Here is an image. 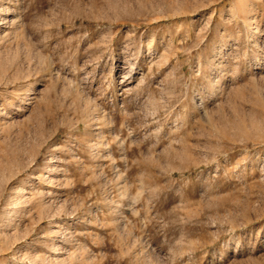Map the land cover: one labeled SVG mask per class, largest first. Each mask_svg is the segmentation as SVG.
Wrapping results in <instances>:
<instances>
[{
	"label": "rangeland",
	"instance_id": "obj_1",
	"mask_svg": "<svg viewBox=\"0 0 264 264\" xmlns=\"http://www.w3.org/2000/svg\"><path fill=\"white\" fill-rule=\"evenodd\" d=\"M0 264H264V0H0Z\"/></svg>",
	"mask_w": 264,
	"mask_h": 264
},
{
	"label": "bare ground",
	"instance_id": "obj_2",
	"mask_svg": "<svg viewBox=\"0 0 264 264\" xmlns=\"http://www.w3.org/2000/svg\"><path fill=\"white\" fill-rule=\"evenodd\" d=\"M20 192H22V189H21V186L19 185L18 187H17V191L15 192L17 195L18 194H20ZM16 205H17V202L15 201V202H13V206H10V207H16ZM58 253H60V251H58Z\"/></svg>",
	"mask_w": 264,
	"mask_h": 264
}]
</instances>
